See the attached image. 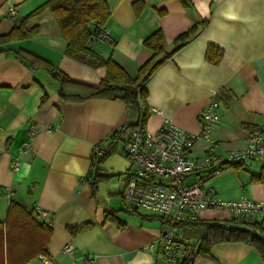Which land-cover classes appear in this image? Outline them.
I'll list each match as a JSON object with an SVG mask.
<instances>
[{"label":"crops","instance_id":"0c3cea01","mask_svg":"<svg viewBox=\"0 0 264 264\" xmlns=\"http://www.w3.org/2000/svg\"><path fill=\"white\" fill-rule=\"evenodd\" d=\"M46 1L0 0V35ZM105 1L110 16L103 29L110 39L93 40L91 47L103 57L110 55L132 77L150 56L142 42L154 31L163 32L165 49L170 51L180 33L207 21L148 79L146 128L153 133L168 119L198 132L199 114L215 93L219 120L212 132L214 152L225 157L242 150L251 129L264 125V0H190L188 8L178 0ZM136 1L141 4L138 15L133 8ZM29 26L38 28L36 36L0 46V222H4L11 200L27 211H45L44 219L32 215L51 228L44 258L52 264H69L73 257L81 264L80 258L85 256H96L97 264H163L153 251L142 248L156 245L164 228L162 219L126 207L122 198L118 176L130 162L107 173L102 163L108 155L99 173L112 177L93 186L90 175L94 169L92 147L109 146L128 118L125 104L119 99L65 100L59 94L60 88L67 94L78 93L84 83H98L106 69L90 67L65 54L67 42L59 35L50 11L31 18ZM208 45L222 50L218 64L206 60ZM17 50L49 63L71 80L61 84L45 68L32 67ZM29 123L38 124L40 130L31 152L22 154L20 145ZM48 124L52 130L45 129ZM207 148V143L199 141L190 156L199 160ZM15 155L20 157V166L12 171L9 163ZM259 163V167H255L257 162L249 168L244 163L225 167L205 185L219 199L250 198L264 203V182L251 180V175L264 173V161ZM114 176L118 183H108ZM199 218L198 223L181 230L197 240V247L203 237L200 222L228 223L233 216L204 209ZM237 221L233 224L240 225ZM66 243L73 245V257L62 253ZM27 264L46 263L38 256ZM192 264H264V258L248 243L226 241L205 253L196 250Z\"/></svg>","mask_w":264,"mask_h":264},{"label":"trees","instance_id":"16d2710c","mask_svg":"<svg viewBox=\"0 0 264 264\" xmlns=\"http://www.w3.org/2000/svg\"><path fill=\"white\" fill-rule=\"evenodd\" d=\"M178 1L186 8L192 6L190 0ZM133 8L135 14L138 15L141 8L140 2H134ZM46 10L51 12L59 35L67 42L65 54L68 57L93 68L104 67L106 69L104 78L98 83H84V87L78 93L67 94L60 88V96L65 100L72 101H83L90 98L119 99L125 104L127 120L113 134L106 154L95 161L92 166L94 169L90 175L93 186H95L96 183L112 177V175L99 173L100 164L118 142H127L137 125L141 109L146 112L144 114L146 121L148 113L144 107L145 85L150 76L174 52L184 46L196 34L199 27H205L207 21L202 20L187 31L180 33L174 39L175 46L170 51L165 49L163 32L160 29L154 31L142 42L144 48L150 52V56L138 67L136 75L132 77L110 55L103 57L91 47L93 40H99L98 35L104 30L103 26L110 16V10L105 0H47L19 18L8 33L0 35V46L36 36L38 28L29 26V20ZM15 52L22 59L28 61L32 67L45 68L61 84L71 80L63 73L55 71L49 63L21 50ZM221 57L222 50L208 45L205 54L208 62L218 64ZM240 165L241 162L228 164L221 169ZM251 180L264 182V173L258 176L251 175ZM236 220L240 225L233 224ZM200 224L203 226V237L197 247L198 252H208L214 244L239 241L254 246L264 258V220L246 222L241 217H233L228 223L213 220L202 221ZM50 236L51 228L49 226L38 222L32 215V211H27L17 202L11 200L5 220L3 223L0 222V264H27L38 256H46ZM192 259L193 257L185 260L183 264H192Z\"/></svg>","mask_w":264,"mask_h":264},{"label":"built area","instance_id":"2783aa9c","mask_svg":"<svg viewBox=\"0 0 264 264\" xmlns=\"http://www.w3.org/2000/svg\"><path fill=\"white\" fill-rule=\"evenodd\" d=\"M98 39L102 42L110 39L106 30H102ZM152 111H156L152 109ZM150 112L147 110V113ZM141 109L137 125L131 132L123 154L130 165L119 176L122 187V198L126 207L143 209L158 215L164 228L159 232L156 245L147 244L142 248L153 251L163 264H183L191 259L197 250V240L184 236L181 230L199 221L200 212L204 209L223 211L233 217L245 220H264V203L250 198L223 200L216 197L214 191L205 183L225 165L231 164L237 157L250 161H264V125L251 129L246 146L225 157L214 152L212 132L219 120L215 93L209 98L199 114V130L190 132L165 119L155 132L146 128ZM48 124L46 130H52ZM40 126L29 123L25 138L20 145V153H30L32 141L39 132ZM203 141L208 148L201 159L190 156L195 143ZM107 148L101 144L92 147V166L95 161L106 154ZM20 157L15 155L9 168L17 171ZM195 176L191 181L189 177ZM36 215L46 218L47 213L39 208L33 209ZM62 253L73 257L74 247L66 243ZM46 264H52L41 256ZM81 264H97L96 256L80 258ZM73 257L69 264H78Z\"/></svg>","mask_w":264,"mask_h":264},{"label":"rangeland","instance_id":"374dc122","mask_svg":"<svg viewBox=\"0 0 264 264\" xmlns=\"http://www.w3.org/2000/svg\"><path fill=\"white\" fill-rule=\"evenodd\" d=\"M123 147H124V145L120 141L116 145L115 150L113 152H111L109 154V156L106 158V160L102 163V165L105 166V168L103 167L104 172L110 173V172H113L117 169L124 168L126 165H128V159L123 154ZM259 166H260V163L257 162L255 167H259ZM245 167L249 168V167H251V165H245ZM108 183H118L116 180V176H114L112 179H110ZM197 231H198V229H197ZM196 237L200 239V236L198 235V233H197Z\"/></svg>","mask_w":264,"mask_h":264},{"label":"water","instance_id":"95a60500","mask_svg":"<svg viewBox=\"0 0 264 264\" xmlns=\"http://www.w3.org/2000/svg\"><path fill=\"white\" fill-rule=\"evenodd\" d=\"M239 162L244 163L246 165H255L256 164L255 161H250L247 158H241L240 156L237 157L235 160H233L231 162V164H235V163H239Z\"/></svg>","mask_w":264,"mask_h":264}]
</instances>
